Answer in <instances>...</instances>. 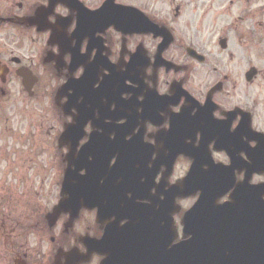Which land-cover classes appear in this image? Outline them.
Listing matches in <instances>:
<instances>
[{
  "label": "flooded vegetation",
  "instance_id": "obj_1",
  "mask_svg": "<svg viewBox=\"0 0 264 264\" xmlns=\"http://www.w3.org/2000/svg\"><path fill=\"white\" fill-rule=\"evenodd\" d=\"M254 2L0 0V80L36 101L57 173L49 188L0 185V264H235L223 245H181L193 234L227 237L248 264L264 236L260 74L220 60L203 31ZM20 152L5 155L13 177Z\"/></svg>",
  "mask_w": 264,
  "mask_h": 264
},
{
  "label": "rangeland",
  "instance_id": "obj_2",
  "mask_svg": "<svg viewBox=\"0 0 264 264\" xmlns=\"http://www.w3.org/2000/svg\"><path fill=\"white\" fill-rule=\"evenodd\" d=\"M261 7H264V0L251 4L245 10L247 13H242L244 10L240 8L232 17H228L227 28L219 26L216 30L209 25V20L214 18V14L207 15L204 24L208 23L206 29L208 34L203 31V37L207 39L213 37L211 48L215 50L214 53L222 54L223 57L219 55L218 58L223 62H232V68L250 71L253 67L259 71L260 75L251 89V94L256 106L255 125L264 130V11L260 10ZM187 16L189 17L188 14L184 15L180 22H189ZM193 32L191 30L192 35ZM219 38H228L227 51L220 49ZM228 53H232L234 58L226 59ZM7 80L8 83L5 85L0 80V86L8 93L6 96L0 93V155L3 154V159L0 160V185L17 183L18 180L21 181L22 176H25L31 185H47L49 188V185H55L57 182L53 157L56 146L51 140L49 131L51 126H45L44 131H41L36 101L22 92V84L18 78L10 76ZM13 143L15 154L23 156L20 151H24L28 160L24 174L15 170L14 177L9 172L10 168L5 156L11 150ZM5 188L6 186L0 189V197L5 196ZM2 209L4 212H9L8 202L2 206Z\"/></svg>",
  "mask_w": 264,
  "mask_h": 264
},
{
  "label": "water",
  "instance_id": "obj_3",
  "mask_svg": "<svg viewBox=\"0 0 264 264\" xmlns=\"http://www.w3.org/2000/svg\"><path fill=\"white\" fill-rule=\"evenodd\" d=\"M223 47L225 48V43H223ZM251 76L249 77V80H251V78H253V76L256 75V70H253L251 73ZM21 76L23 77V81L25 82L26 85V80H27V75L26 74H21ZM257 138L259 139L260 143L264 142V135L263 134H256ZM190 178L192 176V174L189 175ZM70 173H67L66 176V182L65 185L69 184V182L71 181L70 179ZM70 204H68L69 206ZM199 206H197L196 208H198ZM61 208H65V203H61L60 206L58 207V210ZM67 208V207H66ZM195 208V209H196ZM193 216V212L190 214V217H188L184 222L186 225V228H189L191 230H193L194 232H198L199 229L197 227V224L194 220V216ZM190 220V223H189ZM219 233V230L216 229ZM108 239V236L105 237L104 242ZM254 239V246L255 249L253 250V252L251 253L252 258L249 259L247 258L246 254H245V250H244V256L245 259H243L242 263H248V264H264V236H256ZM256 239V240H255ZM209 241V242H213V244L211 245H216V244H220L223 245V262H234L235 264H240L241 263V258L243 256V253L241 251H235L233 248H231L229 251V249H226L227 247V242L226 240H228L227 237H223L219 234L215 235L214 237L210 238H205V239H201L200 236H195L194 234L192 235V238L190 240V243L187 244H181V245H190V246H196L199 243H203V241ZM232 240H234V238H232ZM246 240V238H245ZM234 244L238 245L237 242H235ZM244 249V248H243ZM214 254H216V251H214Z\"/></svg>",
  "mask_w": 264,
  "mask_h": 264
}]
</instances>
